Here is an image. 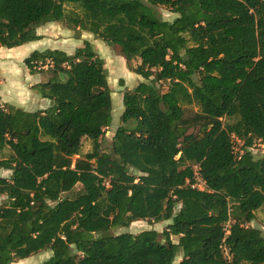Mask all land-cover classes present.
<instances>
[{
  "label": "trees",
  "instance_id": "1",
  "mask_svg": "<svg viewBox=\"0 0 264 264\" xmlns=\"http://www.w3.org/2000/svg\"><path fill=\"white\" fill-rule=\"evenodd\" d=\"M50 22L118 46L144 81L123 93L110 153L112 91L94 45L25 58L31 73L52 72L33 85L52 103L0 105V169L12 172L0 175V264L46 249L42 264H264V234L248 225L264 205V158L250 149L264 142V0H0V50ZM83 138L93 151L74 161ZM138 220L170 223L112 233Z\"/></svg>",
  "mask_w": 264,
  "mask_h": 264
},
{
  "label": "rangeland",
  "instance_id": "2",
  "mask_svg": "<svg viewBox=\"0 0 264 264\" xmlns=\"http://www.w3.org/2000/svg\"><path fill=\"white\" fill-rule=\"evenodd\" d=\"M158 12L164 19L167 20H172L176 16L175 13L170 12L168 8L162 6L159 7ZM68 31L73 35H78L82 32L80 28H70L64 22H50L37 28L36 30L37 34L39 32L52 37L64 35L68 33ZM91 37L92 39H90V37H86V39L89 41L94 40L95 45L93 43L92 44L94 45L96 52L104 59L107 78L112 91L113 121L111 126L106 129L105 135L102 139V148L111 153V141L116 128L120 125V117L125 108L123 103V93L127 89H133L141 82V80L143 81L144 79L142 76L133 72L127 62L125 64V58L118 46L107 44L105 41L98 38L94 33H91ZM54 42L55 41H52L50 44L45 45V41L41 42L35 40L13 48L4 47L0 50V105L7 106L8 104H12L26 111H37L42 108L45 109V102L43 101L47 100H43V97L36 89L33 88V85L31 84L33 82L40 83L48 80L52 72L44 71L31 73L25 64V58L35 50H41L47 47L59 48ZM140 62L141 59L137 58L131 62V65L137 66ZM46 67L47 66H45V69ZM37 74L40 77H38ZM163 88L166 90L167 85L164 84ZM37 93L42 98L37 96ZM198 111L199 106L195 103L185 106V113L188 118L193 117ZM223 121L233 122L234 119L224 118ZM198 129L199 124H194L191 125L189 132L196 133ZM242 144L243 142L241 140L234 137V148L236 152H242ZM250 149L256 158H264V142L261 140H256ZM91 151H93L92 140L89 138H83L80 155L73 156V160L75 161L79 157ZM9 155L10 150L7 148L0 152V158H5ZM193 166L194 169L197 170V165L193 164ZM11 173L12 172L9 170L0 169V175L2 176L9 177ZM199 186L201 188L204 187L201 183H199ZM6 201V195H0V205L5 204ZM168 223H170V220L160 222L138 220L129 226L114 227L112 229V233L117 234L122 232H131L136 234L146 229H156L157 231L162 232L166 229ZM248 225L259 228L264 234V205L256 211L255 219L248 223ZM172 239L173 241L178 242V237L172 236ZM52 254L53 251L51 249H46L28 258L17 260L13 264H42L47 261ZM181 259L182 257L178 256L175 260V264H178Z\"/></svg>",
  "mask_w": 264,
  "mask_h": 264
},
{
  "label": "crops",
  "instance_id": "3",
  "mask_svg": "<svg viewBox=\"0 0 264 264\" xmlns=\"http://www.w3.org/2000/svg\"><path fill=\"white\" fill-rule=\"evenodd\" d=\"M38 35H40L41 38L39 40H36V41H41V42L45 41V45H48L52 41H55L54 43H56V46L59 47L57 49H61V50L65 51V52H67L69 54H72L77 48L83 46L85 41H89V40L86 39V37H90V39H92L91 32H88L86 30H82V32L80 34H78V35H73L69 31H68V33H66L64 35H58L57 37H52L50 35H46L44 33H39V32H38ZM89 42H91V43H93L95 45L94 40H90ZM96 43H97V41H96ZM56 46H54V47H56ZM47 48H49V47H47ZM47 48H43L41 50H45ZM126 62L127 61L125 59V64H126ZM38 77H40V76L38 75ZM141 82H142V80H141ZM38 83L39 82H33L31 85H35V84H38ZM36 95L40 97V95H38V93ZM40 98H42V97H40ZM44 99L47 100V101H43V102H45L44 103L45 104V108H48L50 106V104H51L50 103L51 100L48 99V98H43V100ZM42 109H44V108H42Z\"/></svg>",
  "mask_w": 264,
  "mask_h": 264
},
{
  "label": "built area",
  "instance_id": "4",
  "mask_svg": "<svg viewBox=\"0 0 264 264\" xmlns=\"http://www.w3.org/2000/svg\"><path fill=\"white\" fill-rule=\"evenodd\" d=\"M195 180H196V182L193 184V187H197V188H199V189H201V190H203V189L206 188V187H205V184H204V181L202 180V177H201V175H200V173H199V167H198V165H197V170L195 169ZM199 183H201L204 187L201 188V187L199 186ZM228 233H229V223L227 224V227H226V235H227ZM223 250H224V252H225V255H226L228 258H230L231 256H230V253H229V251H228L226 245L223 246Z\"/></svg>",
  "mask_w": 264,
  "mask_h": 264
},
{
  "label": "water",
  "instance_id": "5",
  "mask_svg": "<svg viewBox=\"0 0 264 264\" xmlns=\"http://www.w3.org/2000/svg\"><path fill=\"white\" fill-rule=\"evenodd\" d=\"M61 76H62V78H64V75L63 74H61Z\"/></svg>",
  "mask_w": 264,
  "mask_h": 264
}]
</instances>
